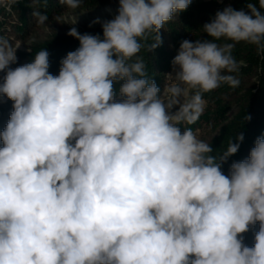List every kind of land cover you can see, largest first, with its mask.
Returning a JSON list of instances; mask_svg holds the SVG:
<instances>
[{
    "label": "clouds",
    "instance_id": "9594fccd",
    "mask_svg": "<svg viewBox=\"0 0 264 264\" xmlns=\"http://www.w3.org/2000/svg\"><path fill=\"white\" fill-rule=\"evenodd\" d=\"M191 2L119 0L113 19L93 21L103 38L70 28L79 47L55 76L45 49L10 67L22 43L0 35V100L13 102L0 131V264H264V136L225 175L243 134L216 156L180 127L199 120L204 93L239 85L226 74L239 70L235 43L264 52V0L218 11L202 26L212 39L183 40L161 90L140 39L155 32L159 47L160 30ZM257 223L249 247L243 234Z\"/></svg>",
    "mask_w": 264,
    "mask_h": 264
},
{
    "label": "trees",
    "instance_id": "16d2710c",
    "mask_svg": "<svg viewBox=\"0 0 264 264\" xmlns=\"http://www.w3.org/2000/svg\"><path fill=\"white\" fill-rule=\"evenodd\" d=\"M119 0H81L79 8L71 9L59 0H17L10 9L0 8V35L5 38L16 39L26 43L29 36L37 33L42 28L52 26L64 12L68 11H92L96 8L113 4ZM249 0H192L189 7L176 14L172 20L165 23L160 30L162 43L151 51V46L157 42V33L147 34L146 39H140L142 45L138 57L146 66L149 79H154L157 86L163 90L165 85V74L172 72V60L177 55L183 40L195 41L196 39H212L208 37L202 26L211 22L218 11L226 7L235 10L248 11ZM259 7V0H251ZM34 10L46 14L48 20L44 25H38L36 18L32 15ZM264 11V9H261ZM71 26L63 23L56 26L51 34L43 38H36L25 51H17V63L10 67L30 63L40 50L45 49L49 53V72L58 75L60 61L70 51L79 47V41L68 35ZM79 33L99 34L103 38L101 23H85L77 26ZM219 44L235 43L221 39ZM30 50V51H29ZM232 55L238 62L239 70L234 75L239 80V85L232 87L222 83L219 88L204 93L205 108L199 120L192 125L182 124L180 127H191L199 139L211 143L213 155L219 156L226 151L229 141L235 139L238 133H242L244 140L238 152L229 157L222 164L221 170L229 175V168L233 161H240L249 156L250 149L254 147L257 137L264 136V52L257 50V46L247 42L235 43ZM134 60L136 57L133 58ZM2 74V73H0ZM122 81L114 83V89L119 91ZM119 99V96H117ZM12 101L7 98L0 100V131L6 126L12 111ZM250 116L246 120V116ZM3 146L0 141V147ZM259 230V223L244 233V243L249 247L254 245V234Z\"/></svg>",
    "mask_w": 264,
    "mask_h": 264
},
{
    "label": "rangeland",
    "instance_id": "374dc122",
    "mask_svg": "<svg viewBox=\"0 0 264 264\" xmlns=\"http://www.w3.org/2000/svg\"><path fill=\"white\" fill-rule=\"evenodd\" d=\"M219 2L223 0H217ZM119 1L115 2L110 5H106L104 7L96 8L92 11H68L64 12L62 16L54 21L52 26H49L47 28H42L37 31V33L32 34L29 36L28 40L26 43H22L21 47L17 51H25L27 49V46L34 41L36 38H43L44 36L51 34L53 30L56 29V26L60 25V23H63L67 26L71 27H77V26H82L85 23L93 22L97 19H99L101 22L106 21V20H111L113 19L117 14H118V9H119ZM19 42L16 39H12V43L15 45V43ZM21 43V42H20ZM0 74V76H2ZM5 99V98H3ZM2 99V100H3Z\"/></svg>",
    "mask_w": 264,
    "mask_h": 264
}]
</instances>
